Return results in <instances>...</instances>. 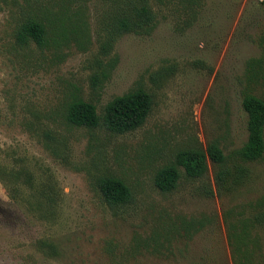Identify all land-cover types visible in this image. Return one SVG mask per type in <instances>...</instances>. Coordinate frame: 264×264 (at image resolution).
<instances>
[{"label": "rangeland", "instance_id": "rangeland-1", "mask_svg": "<svg viewBox=\"0 0 264 264\" xmlns=\"http://www.w3.org/2000/svg\"><path fill=\"white\" fill-rule=\"evenodd\" d=\"M144 2L153 26L113 36L115 17ZM28 17L44 24L45 46L17 44ZM140 86L153 104L133 131L65 119L74 98L100 114ZM246 93L264 100V0H0V169L24 167L34 178L32 187L0 179V264H235L236 227L264 212V154L238 156ZM213 142L230 170L226 188L209 158L198 178L178 166L172 191L154 185L177 152ZM107 175L130 187V203H105L96 180ZM47 181L58 196L44 219L26 205L42 200ZM251 235L260 264L264 229ZM38 240H52L58 254Z\"/></svg>", "mask_w": 264, "mask_h": 264}, {"label": "trees", "instance_id": "trees-1", "mask_svg": "<svg viewBox=\"0 0 264 264\" xmlns=\"http://www.w3.org/2000/svg\"><path fill=\"white\" fill-rule=\"evenodd\" d=\"M155 18V13L147 2L133 5L129 13L115 17L111 28L112 34L119 36L123 33L142 32L153 26ZM15 40L18 45L32 42L38 47L45 46L47 43L46 28L37 18L28 17L17 27ZM152 104V95L140 86L112 98L104 105L100 114L93 103L74 98L68 103L65 119L75 126L102 127L112 133L124 134L137 129L145 122ZM242 108L247 115L248 134L246 141L238 150V156L243 161H256L261 159L264 154V100L251 93H246L242 99ZM43 133L45 137L49 138L48 132L44 131ZM207 158L219 165L216 179L223 188H226L224 184L230 177V170L222 167L225 156L218 144L214 142L207 145L204 151L188 148L177 152L174 163L166 164L156 171L154 185L162 192L175 189L180 179L178 166H182L185 175L190 178L202 176L207 167ZM0 179L5 184L9 181L14 185L16 183L13 180L19 182L22 179L30 187L34 180L32 173L24 167L11 172L0 169ZM96 182L103 200L110 208L122 207L133 199L130 187L118 177L100 176ZM12 189L17 190L18 188H11L14 193ZM16 194L18 191L14 193V195ZM37 196L42 200L38 201L35 206L28 203L26 207L28 211H34L39 217L48 219V216L53 214L58 192L52 182L47 181L41 188L39 187ZM256 225H260L264 229V212L261 211L253 218L241 221L239 227H236L237 232L231 238V242H233L231 243L232 256L235 264H259L256 259L259 238L251 235V229ZM37 245L43 250L42 252H46L48 255L58 254V246L52 240H38ZM260 264H264V260Z\"/></svg>", "mask_w": 264, "mask_h": 264}]
</instances>
